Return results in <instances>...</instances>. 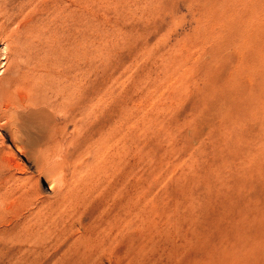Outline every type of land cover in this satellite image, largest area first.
<instances>
[{
    "label": "rangeland",
    "instance_id": "rangeland-1",
    "mask_svg": "<svg viewBox=\"0 0 264 264\" xmlns=\"http://www.w3.org/2000/svg\"><path fill=\"white\" fill-rule=\"evenodd\" d=\"M44 2L32 45L57 62L21 109L33 156L0 127L24 189L0 264H264V0ZM4 37L0 87L32 68Z\"/></svg>",
    "mask_w": 264,
    "mask_h": 264
},
{
    "label": "bare ground",
    "instance_id": "bare-ground-1",
    "mask_svg": "<svg viewBox=\"0 0 264 264\" xmlns=\"http://www.w3.org/2000/svg\"><path fill=\"white\" fill-rule=\"evenodd\" d=\"M30 6H31V0H0V32L5 33L4 40H6L9 43L8 52H11L13 48L15 47V50L18 52L19 57L25 58L26 63L29 66H32L31 70H28L25 72L24 67H22L21 65H18L17 67L18 75H16L15 77L13 76L14 78L10 79L7 85L0 87V121H2V123H0V127L8 128L9 132L10 130L13 131V134H10L12 136L11 138L12 144H13V147H15V149L20 154H25L28 156L30 154L31 156H33L32 154L34 153L32 152V149H31L32 143L30 142L31 143L30 145L29 141L27 142V139L26 138H25L26 140L24 139L25 137L24 135H26L25 134L26 132L23 131L24 127L22 130H20L21 129L20 126L22 125V122H23V121L20 122L21 121L20 119H22L21 109L22 108L27 109V107L29 108V106L31 105H36L37 106L36 113L40 114L43 111H45L44 104H45L46 98L44 96L43 90H44L45 79L48 76L50 63H45L43 61V58L40 57V55L45 52L47 55L51 57V60H53L56 63L57 59H53V58L56 57L57 53L54 52L52 48H48V50H46L47 47H42V46L33 47L32 43H35V42H33L31 39L34 40V37H33L34 34L37 33L39 35V32L37 30L38 29L37 26H39V24L37 25V22L40 20H43V13L46 10V3L44 2V0H41L38 7L35 10V13H31V10L29 9ZM12 26L15 28L11 29ZM16 43L17 45L16 46L14 45L13 47L12 45ZM23 51H26L25 54H23ZM47 89L46 91H48ZM59 94H62L61 91ZM64 103L66 105L65 101ZM64 103H62V105ZM77 106H78L77 101L72 102L71 107H70L72 108L71 109L72 114L78 109ZM95 143L99 144V146H95L96 148L94 150V158H96L97 163L94 166H90L91 164H89V162L87 161L85 165L87 166V170L89 171L91 170L90 173L92 175L91 176L89 175L87 178L82 180L81 184L82 183L84 184L88 179L92 177H96L95 174L99 172V169L101 166V161H102L101 157L105 158L104 141L103 140L101 141L100 139H98L96 142H94V144ZM10 153L16 157V154L13 150L0 151V203L3 207V209L0 210V219L5 217V213L3 212L4 211L6 212V208H8L7 206H11V204L16 203L21 198V195L24 191L22 187L23 185L21 184V181H20L21 179L17 177L15 173L16 169L17 170L22 169V165L14 161L13 155H11ZM45 157L46 155L41 152L34 156L37 167L40 170L44 168L41 166H42V163H44L45 161ZM78 178H79V175L73 174L71 177L73 183L70 184L71 182L70 183L67 182L66 184L67 186L64 189L62 197H61L62 202L64 203L74 202L72 200L75 197V189L77 187V184H75V181ZM67 180L69 181V179ZM9 228L10 227L0 230V234L7 233L8 231L11 230V228L10 229ZM31 233L34 235L42 236L43 231H42V228L40 227L38 230L31 232Z\"/></svg>",
    "mask_w": 264,
    "mask_h": 264
}]
</instances>
